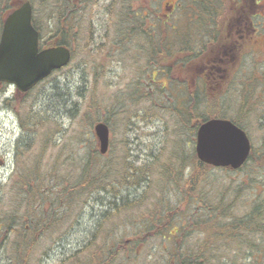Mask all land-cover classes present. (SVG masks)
I'll return each instance as SVG.
<instances>
[{
    "label": "rangeland",
    "instance_id": "374dc122",
    "mask_svg": "<svg viewBox=\"0 0 264 264\" xmlns=\"http://www.w3.org/2000/svg\"><path fill=\"white\" fill-rule=\"evenodd\" d=\"M36 1L38 6L42 3V0ZM262 2L264 3V0ZM107 19V13H96L92 15L94 23L92 26L86 16L78 18L72 16L65 28L67 39L72 41L74 46V62L55 72L30 93L22 95L14 86H0V264H23L24 261L26 264H173L174 258L169 251L174 247L173 241L176 238L168 234L169 232L157 237H152L149 233L143 234L144 222L150 221L148 211L159 209L160 202L173 204L172 208L175 209L172 215H176L171 227L173 232L176 229L180 231L182 225L187 227L194 222L190 216L194 209L192 203L180 197L179 193H182L180 188L168 183V175L166 176L163 166H172L173 169L179 170L172 159L181 138L192 141L195 150V120L190 119V126L184 128L177 126V111L174 108V102H176V106L181 111L182 102L184 104L189 100L188 94L180 95L179 85L169 86L168 84L172 78L178 80L183 87L190 85L199 88L200 83L196 82L194 85L193 69L200 68V65L178 64V51L172 49L168 51L169 63H165L166 77L156 73L161 82L155 81V88L165 90L174 102L167 99L166 95L160 96L159 92L151 87L149 89L152 96L148 100H143L138 97L139 95L134 94L130 101L133 109L126 115L127 110L119 106L117 115L111 117L113 127H110L111 139L108 153L101 154L99 151L100 156H96L97 163H113L114 167L120 164L124 167L125 162H128V166L140 167V165L157 161L155 168L160 172L156 171L152 181L144 183L145 185L121 186L117 197L109 192H101L88 200L87 197H83L75 203L71 202L67 209L64 207L60 211L59 222L51 225L38 236L39 242L35 245L29 259L24 260L23 256L16 255L15 245L18 236L16 230L13 232L10 227L17 226L18 229H22L25 211L21 209L23 204L19 199V189L21 181L30 174L29 164L33 165L39 161V157L42 158L44 167L41 170H45V167L49 168L47 171L50 177L53 166L57 165V162L60 164L64 161L65 166H68L66 174L71 175L72 183L75 175H78L73 172V161L76 167H80L83 162L81 159L87 158L92 142H94L93 147L99 150L93 127L96 123L90 126L88 122L81 121L80 118L90 106L91 95L93 94L97 98L95 100H98L101 105L108 107V109H101L102 114L108 115L117 101V92L127 93L139 89V84L146 82L145 76L148 78V73L150 75L155 73L153 63L143 58V53L140 51L141 44L134 46L137 37L130 42L127 37H117L111 33L108 37H104L106 32L96 31V28H101V24H105ZM41 22L45 25L43 33L47 38L50 36L49 29L55 21L49 22L41 18ZM190 24L188 19L181 26L186 28ZM262 31H264L263 27ZM1 32L0 24V36ZM164 36L163 30L157 33L159 40H162ZM99 45L102 46L97 48ZM256 55L255 53L251 57ZM245 63L228 66L226 81L232 80V87L229 88L228 82L224 83L222 87L227 90L220 93L219 97L223 98L227 118H235L239 115L241 108L243 89L248 86L250 91L248 104L254 105L255 108L251 109V112L248 110V115L242 119V122L246 127L243 129L251 137L254 146L253 157L244 168L239 170L213 168L207 180L203 181L201 185L203 187L200 190L214 204L218 194L224 195L226 202H233L234 217L245 215L251 202L258 198L264 204V60L260 59L258 62L248 60ZM88 89L89 92H87ZM91 90H97L95 93L99 95ZM202 90L205 88L202 87ZM79 93L84 94V98H81ZM158 96L161 101L156 98ZM200 97L202 98L203 95H200L199 99ZM24 100L32 104L35 113L39 116L38 120L44 117L57 122V125L50 124L52 126H48L37 137L33 129L23 126L27 110L21 105ZM133 115L136 116L133 117ZM126 116H128L130 128L125 124ZM132 123L135 124L131 125ZM178 130L183 134L179 135ZM166 169L169 171L168 168ZM189 172L187 170V173ZM44 181L46 184H51L52 180L47 181L44 177ZM112 182L117 186L116 179ZM149 184L150 197L146 207L138 212L123 214L122 217L113 219L111 223L99 227L104 214L106 211H112L114 203L120 206L122 199L140 197L148 189ZM218 185H224V191L220 190ZM257 194H259L258 198ZM49 205L47 202L46 208ZM15 214L14 222L11 224L9 215ZM6 222L11 225L9 228L5 225ZM96 231L103 232L102 236L94 237L92 234ZM201 238L209 237L196 232L193 239L188 241V246L193 247L194 250ZM195 239L198 241L196 242ZM120 241L134 242H131L132 247L129 249H117L118 256L113 259L111 256L103 259L101 251L88 248V245L94 242V245L98 246L107 244L108 248L112 249ZM221 243V241H215L210 247L209 256L217 255L219 261L212 260L209 264H219V262L264 264V249L258 261L255 259L256 255H248L247 244L241 248L242 254L238 252L234 243L230 245ZM94 245L91 246L94 247ZM261 246L264 248L263 244ZM210 258L214 259V257Z\"/></svg>",
    "mask_w": 264,
    "mask_h": 264
},
{
    "label": "trees",
    "instance_id": "16d2710c",
    "mask_svg": "<svg viewBox=\"0 0 264 264\" xmlns=\"http://www.w3.org/2000/svg\"><path fill=\"white\" fill-rule=\"evenodd\" d=\"M24 1L26 0H0V24H3L4 18L10 11ZM31 2L34 4L33 22L34 26L40 33L41 45L44 47L66 45L74 48L72 41H68L66 36L67 32L65 26H68V20L70 19V17H68L69 13L66 6L67 0H42V3L39 6L36 0H31ZM41 18H44L49 22L51 20L55 21V24L49 29L48 34H50V36L47 38L43 33L45 25L42 24ZM129 24L139 25L140 23L132 22L130 17L121 16L119 26L113 35H117V37H127L130 42L134 41L133 38L137 37V42L134 41V46L139 43H143L140 48L144 59L148 58V53L151 51V62H153V64H165L169 59V56L166 55L167 51L163 46L165 44L154 40L153 46L149 49H145L144 38L142 35L138 37L137 33H130L124 29L128 28L127 26ZM110 32L111 31L108 30L104 37H108ZM114 40L119 43L116 38H114ZM101 46L99 45L97 48H100ZM189 48H191V45ZM158 64L153 65V67L157 68L158 66L156 65ZM145 79L146 82H141L140 84L138 83L139 89H135L134 91L127 93L117 92V101L111 107L108 115L101 113V109H108V107L101 105L98 100H95L97 98L92 94L89 103L90 106L83 117H80L81 121L88 122V125L90 126H93L96 122L104 121L112 128L113 124L111 117L117 115L118 107L121 106L122 109H126L127 115L128 111L133 109L130 101L133 99L134 94L139 95L138 97H141L143 100L150 99L152 95H150L149 87L153 88L154 91H158L160 96L164 97L166 95L167 99L174 102L165 90L154 88V85H156L155 81H157L156 79L149 78V76L148 78L145 76ZM226 82L229 83V81L225 80L224 83ZM199 83L200 87L196 90L190 89L187 85L191 92L190 94L187 92L189 100L184 103L186 106H184L182 102L181 111L178 109V106H176V102H174V108L177 111V126H181L183 128L185 126H190V119L195 120V126L197 127L201 122L209 118L228 117L224 110L223 98L219 97L221 96L220 93L227 90L223 89L224 84L222 85L223 87L221 86L220 88L212 87L211 83L206 81V79L200 81ZM95 87L96 84L94 88ZM202 87H204L205 90H202ZM243 90L244 97L241 101L239 115L231 119L240 127H245L242 119L248 115V110L251 112V109L255 108L254 105L248 104V93H250L248 86ZM96 91L97 90H91L94 94L99 95V93H95ZM87 92H89V89ZM79 94L81 98H84V94ZM200 95H203V97H200L199 99ZM156 98L161 101L159 96ZM6 101L8 102V99ZM27 101L24 100L21 102V105L27 108L23 126L27 129H33V133H35L38 137L40 133H43L47 129L48 126L57 125V122L44 117H41L38 120V114L35 113L32 104L27 103ZM74 105H76V103ZM134 116L136 115H133V117ZM125 119L127 122L125 124H127L128 128H130V125L128 124V116H126ZM134 124L135 123H132L131 125ZM29 125H33L34 127ZM261 125L263 124L261 123ZM49 130H51V128H49ZM50 132L51 131H49V133ZM181 133L183 134V132L178 130V134L180 135ZM179 141L180 143H178L176 151L174 152V159H172L173 163L178 165L179 170H175L172 166L167 165H164L163 169L166 172V176L168 175V183L172 184L176 188H180L182 190V193H179L180 197H183L185 201L192 203V207L194 209L190 216L194 219V222L190 223L188 225L189 227L187 226L188 229L186 226L182 225L180 231L179 229H176L173 232L171 227L173 226L176 215H172V212L175 208H172L174 205L170 202L166 203L164 201L160 202L158 207L159 209L148 211L150 221L147 220V223L144 222L145 230L143 234L149 233L152 237H157L169 232L168 234L175 237L176 239L173 241L174 247L171 251H169L170 255L174 258L173 264H209L212 260H218L219 258L217 255L209 256L210 247L213 243H215V241H221V244L229 245L234 243L238 252H242L241 248L247 244L249 248L247 250L248 255H256L255 259L260 261L259 257L262 256L264 249L261 246L262 244L264 245V204L262 200L258 198L259 194H257L258 200L251 202L249 210L242 217H234L232 215L234 203L226 202L223 197L224 195L221 196L218 194L216 203L214 204L203 191H200L203 187L201 186L203 185V181L205 179L207 180L213 167L198 160L195 150L193 149L192 141H186L185 138H181ZM93 143L94 142H92L89 146L87 158L81 159L83 162L80 167H76L74 165L75 162L73 161V172L74 174L78 173V175H75V179L72 183L70 182L71 175L66 174L68 168L65 166L66 163L64 161L60 164L57 162V165L53 166L50 177L47 171L49 168L45 167V170H41L44 167L42 158L39 157V161L33 163V165L31 163L29 164L28 167H30V174L21 181L19 189V199L23 204L21 209L25 211L24 219H22L24 223L21 225L22 229H18L17 226L12 227L11 225H8L7 222L5 223L8 228L11 226L10 230L13 232L16 230V233L18 234L23 233L26 235H34L31 239H17L15 251L18 257L23 256L24 260L31 257V253L34 250L35 245L39 242L38 236L41 235L42 232L49 229L51 225L59 222L58 217L60 216V211L63 210L64 207L67 209L71 202L75 203L83 197H87L88 200L97 192L101 191L112 193L117 197L121 186L138 187L145 185L144 183H150L152 181V176L156 171L160 172V170L155 168L157 161L140 165V167H136L134 165L128 166V162L124 163V167L121 164L114 167L113 163H97L96 156H100V154L99 150L96 147H93ZM187 147L189 148L188 153ZM253 153L254 151L252 150L249 160L252 159ZM77 161H79V159ZM130 164L132 163L130 162ZM166 168H168L169 171ZM187 170L190 172L187 173ZM44 177L47 181L51 179V184H46ZM113 179H116L118 190H116V184L112 182ZM113 186L115 187L112 189ZM218 187L220 190L223 189L224 191V185H218ZM111 190L113 192H111ZM149 191L150 184L148 189L142 193L140 198L122 199L120 206L114 203L112 211H106L104 214L101 222L99 223V227H103L111 223L113 219L122 217L123 214L141 211L144 207H146V204L149 201ZM147 196L148 199L146 200ZM47 202L50 204L48 208H46ZM195 211L196 213H194ZM15 216L16 214L9 215L11 224L14 222L13 219ZM176 226L179 227L177 224ZM196 232H200L201 235L206 234L209 238H201L199 241L195 239L196 242L198 241L199 245L196 243L195 249L193 250V247L188 246V241L193 239V235ZM169 239L171 240V238ZM131 242L120 241L116 243L112 249L108 248L107 244H105V246H98L94 245V242H92L94 247H92L91 244L88 245V248H96L101 251L104 258H108V256H110V252L112 251L117 252V249L125 250L131 248ZM210 257H214V259H211ZM101 260L103 261V259ZM23 264H26V262L24 261ZM219 264L223 263L219 262Z\"/></svg>",
    "mask_w": 264,
    "mask_h": 264
},
{
    "label": "flooded vegetation",
    "instance_id": "af4514ba",
    "mask_svg": "<svg viewBox=\"0 0 264 264\" xmlns=\"http://www.w3.org/2000/svg\"><path fill=\"white\" fill-rule=\"evenodd\" d=\"M66 6L71 15L107 13L101 27L110 31L117 29L121 16L130 17L140 24L124 29L142 35L145 49L154 40L163 42L166 51L176 49L178 64L200 65L193 81L206 79L212 87L224 84L229 65L264 60L262 0H67ZM188 19L189 27L181 26ZM162 30L165 39L159 41L155 34Z\"/></svg>",
    "mask_w": 264,
    "mask_h": 264
},
{
    "label": "water",
    "instance_id": "95a60500",
    "mask_svg": "<svg viewBox=\"0 0 264 264\" xmlns=\"http://www.w3.org/2000/svg\"><path fill=\"white\" fill-rule=\"evenodd\" d=\"M71 57V50L62 45L40 50L30 1L6 17L0 40V83L14 84L19 91L28 92L55 69L68 65ZM94 128L101 153L105 154L110 146V128L105 122ZM251 151L246 131L229 119L211 118L198 127L196 154L205 164L237 170L248 161Z\"/></svg>",
    "mask_w": 264,
    "mask_h": 264
},
{
    "label": "bare ground",
    "instance_id": "6f19581e",
    "mask_svg": "<svg viewBox=\"0 0 264 264\" xmlns=\"http://www.w3.org/2000/svg\"><path fill=\"white\" fill-rule=\"evenodd\" d=\"M67 168H68V166H67ZM101 192H105V191H101ZM101 192H97L96 194L101 193ZM117 196H119V194H118ZM137 198H140V197H137ZM147 199H148V196H147L146 200H147ZM144 201H145V199H144ZM22 224H24V223H23V220H22ZM102 234H103V232L96 231V232H94L92 235H94V237H101ZM16 235H17L18 238H20L21 240H22V239H25V238L31 239V238L34 237V235H31V234L26 235V234H23V233H20V234L16 233ZM110 256L112 257V259H113V258H117L118 253L115 252V251H112V252H110ZM102 258L104 259L103 256H102Z\"/></svg>",
    "mask_w": 264,
    "mask_h": 264
}]
</instances>
